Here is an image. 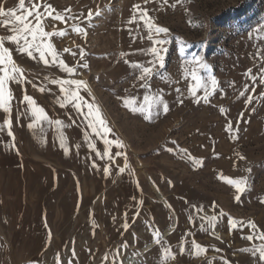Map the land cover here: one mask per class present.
Returning a JSON list of instances; mask_svg holds the SVG:
<instances>
[{"label": "rangeland", "instance_id": "rangeland-1", "mask_svg": "<svg viewBox=\"0 0 264 264\" xmlns=\"http://www.w3.org/2000/svg\"><path fill=\"white\" fill-rule=\"evenodd\" d=\"M0 9V264H264V0Z\"/></svg>", "mask_w": 264, "mask_h": 264}, {"label": "snow or ice", "instance_id": "snow-or-ice-1", "mask_svg": "<svg viewBox=\"0 0 264 264\" xmlns=\"http://www.w3.org/2000/svg\"><path fill=\"white\" fill-rule=\"evenodd\" d=\"M19 6H20L21 9H24V6H25V0H19ZM26 11H29V14H31L30 10H26ZM9 14H10V15H15L14 11L11 10V9H9ZM0 15H3V10H2V9H0ZM15 19H16L17 21H23V20L25 19V17H24V16H20V15H16V16H15ZM36 19L39 20L40 17L37 16ZM28 31H31V29H28ZM158 31H160V32H166L167 29L160 28V29H158ZM45 35H47V33H45ZM7 39H8L9 41H15L16 43H19V40H18L17 36H15V35L8 36ZM161 43H162V42H161ZM3 44H4V40H3V39H0V50H2V52H0V55H9V56H10V53H9L8 48L3 47ZM19 52H21V53L27 52V55H28L29 57L32 56V52L29 51V49H28L27 47H20V48H19ZM152 52L156 53V52H157V49H156V48H153V49H152ZM44 55H45L44 51L41 50V51H40V57L43 58ZM158 59H159V62H160V66L163 67V65H164V56H163V55H159V56H158ZM196 59H199V57H196ZM201 67H207V65H205V64H201ZM66 71H67V72H72L73 69L69 67V68H66ZM143 71H144L145 73H149V72H150V69L147 68V67H145V68L143 69ZM141 78L143 79V77H141ZM194 78L197 79V84L199 85V83H200V78H199V77H195V76H194ZM12 79H15V77H13ZM53 83H55V81H53ZM72 83H74V84H76V85L79 86V85H81L83 82H82V81H79V80H76V81H72ZM212 84H213V86L216 84V79H215V77H212ZM3 87H4V80H3V79H0V89H3ZM177 91H179V90H177ZM192 94L195 95L194 92H193ZM210 94H211V93H210V92L207 90V88H206V89H205V96H204V100H205V102H207L208 96H209ZM10 95H11V93H10ZM24 100L28 101V103H29L30 105L33 104V98H32L31 96L25 95V96H24ZM76 107L79 108L80 105L77 104ZM5 110L7 111V109H5ZM165 111H167V105H165ZM57 123H59V121H57ZM117 154H119V153H117ZM104 171L107 172L108 169L105 168ZM121 171L123 172L124 169H121ZM238 191L243 192L244 189H243L242 187H238ZM236 198L239 199L240 197L237 196ZM253 227H255V226L253 225ZM248 239H252V237L249 236ZM244 251H253V250H252V249H244ZM256 251L259 252L260 259H261V260H264V246L259 247L258 249H256ZM253 254H255V253L253 252Z\"/></svg>", "mask_w": 264, "mask_h": 264}]
</instances>
